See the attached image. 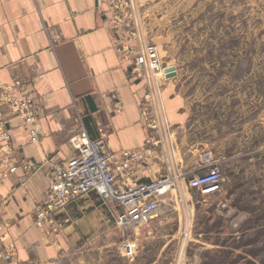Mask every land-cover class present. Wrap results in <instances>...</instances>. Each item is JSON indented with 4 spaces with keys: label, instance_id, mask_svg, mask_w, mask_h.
<instances>
[{
    "label": "crops",
    "instance_id": "crops-1",
    "mask_svg": "<svg viewBox=\"0 0 264 264\" xmlns=\"http://www.w3.org/2000/svg\"><path fill=\"white\" fill-rule=\"evenodd\" d=\"M96 5L97 0H0V86L21 80L40 103L38 142H31L19 117L3 110L11 164L17 167H0V264H107L112 246L125 240L126 229L116 226L112 208L95 194L59 213L58 233L36 227L32 218L48 187V170L66 163L70 138L80 128L96 136L102 127L113 152L150 142L140 117L145 81L131 74V61L118 52ZM246 6L248 14L264 15V0H247ZM259 18L255 28L264 30ZM227 44L223 50L233 51ZM240 65L237 58L231 69L200 70L193 97L181 92L177 66H165L171 69L161 99L171 127L166 163L155 148L153 158L137 165L134 181L149 182L168 167L189 190L188 179L205 170L202 155L209 152L226 180L217 193L202 195L203 202L214 198L229 214L232 198L247 186L249 197L264 201V60L262 71ZM24 161L37 168L25 175L18 166Z\"/></svg>",
    "mask_w": 264,
    "mask_h": 264
},
{
    "label": "rangeland",
    "instance_id": "rangeland-1",
    "mask_svg": "<svg viewBox=\"0 0 264 264\" xmlns=\"http://www.w3.org/2000/svg\"><path fill=\"white\" fill-rule=\"evenodd\" d=\"M133 1L135 13L117 31V40L135 47L139 40L155 45L164 66H177L181 92L193 97L200 70L231 69L237 58L239 69L262 71L264 30L255 28V18L260 17L262 25L264 15L248 14L247 0L239 4L233 0ZM132 31L139 35L131 36ZM225 41L227 46L233 44V51L223 50ZM164 88L163 83L162 93ZM164 119L167 125L159 133L163 142H153L152 147L158 148L166 163L169 121L165 114ZM177 184L162 195L154 220L126 228L125 240L112 246L107 264H264V201L249 197V186L232 198V210L225 214L214 198L203 202L198 190Z\"/></svg>",
    "mask_w": 264,
    "mask_h": 264
},
{
    "label": "built area",
    "instance_id": "built-area-1",
    "mask_svg": "<svg viewBox=\"0 0 264 264\" xmlns=\"http://www.w3.org/2000/svg\"><path fill=\"white\" fill-rule=\"evenodd\" d=\"M96 8L103 14L104 23L113 34L118 52L131 61V74L145 81L146 93L141 104L140 117L149 130L150 142L143 148L113 152L106 147V131L102 127L97 126L96 136L80 128L70 138L72 153L66 163L48 170L49 184L44 198L32 211L34 225L48 233H58L61 230L60 212L89 194H95L101 203L112 208L117 227L126 229L128 226L147 225L157 217L162 195L175 187L179 175L166 167L164 174L149 182L133 180L137 165L145 164L153 158L152 143L163 142V135L159 133L167 125L161 106L165 66L155 45L142 44L139 40L137 43L135 41L137 49L129 41H118L115 36L135 13L133 0H97ZM130 35L139 33L132 31ZM112 96L116 98L114 94ZM5 107L9 114L19 117L29 127L31 142H38L40 103L25 90V84L21 80L17 79L0 87V167L7 168V172H13L17 166L11 164L9 130L2 116V109ZM121 107L118 103L117 108ZM166 128L168 134L170 128ZM202 159L205 170L191 176L188 186L209 196L221 190L225 177L212 161L209 152L203 153ZM18 166L25 175L37 168L32 161H24ZM5 258L9 259L10 255H5Z\"/></svg>",
    "mask_w": 264,
    "mask_h": 264
},
{
    "label": "water",
    "instance_id": "water-1",
    "mask_svg": "<svg viewBox=\"0 0 264 264\" xmlns=\"http://www.w3.org/2000/svg\"><path fill=\"white\" fill-rule=\"evenodd\" d=\"M170 71H171V69H166V72H170ZM171 74H168V76H170Z\"/></svg>",
    "mask_w": 264,
    "mask_h": 264
}]
</instances>
